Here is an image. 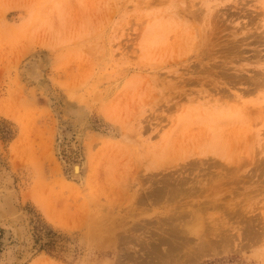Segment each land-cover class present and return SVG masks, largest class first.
I'll list each match as a JSON object with an SVG mask.
<instances>
[{
    "label": "rangeland",
    "instance_id": "1",
    "mask_svg": "<svg viewBox=\"0 0 264 264\" xmlns=\"http://www.w3.org/2000/svg\"><path fill=\"white\" fill-rule=\"evenodd\" d=\"M182 263L264 264V0H0V264Z\"/></svg>",
    "mask_w": 264,
    "mask_h": 264
},
{
    "label": "bare ground",
    "instance_id": "2",
    "mask_svg": "<svg viewBox=\"0 0 264 264\" xmlns=\"http://www.w3.org/2000/svg\"><path fill=\"white\" fill-rule=\"evenodd\" d=\"M74 164H77V163H74ZM70 170H71V171H70L71 174H75L74 172H75V170H76V166H74V167L71 166V167H70ZM77 173H78V172H77ZM78 176H79V175H78ZM78 176H77V177H78ZM157 186H158V185H157ZM177 193H178V192H177ZM193 218H194V217H193ZM161 228H162V227H161ZM160 230H161V229H160ZM175 231H176V230H175ZM166 232H167V231H166ZM158 233H159V232H158ZM180 234H181V233H180ZM182 234H183V233H182ZM155 236H156V235H155ZM155 236H154V238H155ZM253 237H254V236H253ZM255 237H256V236H255ZM229 238H230V236H229ZM152 239H153V238H152ZM222 239H223V238H222ZM199 240H200V239H199ZM201 242H202V241H201ZM201 242H200V243H201ZM208 242H209V241H208ZM220 242H221V241H220ZM226 242H227V241H226ZM186 243H187V242H186ZM200 243H199V244H200ZM224 243H225V242H224ZM247 243H248V242H247ZM145 244H146V243H145ZM187 244H188V243H187ZM199 244H196V245H199ZM214 244H215V243H214ZM239 244H240V243H239ZM183 245H184V244H183ZM221 245H222V244H221ZM221 245H220V246H221ZM142 246H143V245H142ZM146 246H147V245H146ZM163 246H164V245H163ZM200 246H202V245H200ZM209 246H210V245H209ZM160 247H161V246H160ZM165 247H166V245H165ZM165 247H164V248H165ZM193 247H194V246H193ZM195 247H196V246H195ZM195 247H194V248H195ZM198 247H199V246H198ZM207 247H208V246H207ZM183 248H184V247H183ZM214 248H215V247H214ZM220 248H221V247H220ZM160 249H161V248H160ZM162 249H163V247H162ZM200 249H201V248H200ZM208 249H209V248H208ZM208 249H207V250H208ZM144 251H145V250H144ZM161 251H164V249L161 250ZM196 251H197V250H196ZM212 251L214 252V250H212ZM176 252H177V251H175V253H176ZM191 252H192V251H191ZM194 252H195V251H194ZM194 252H192V253H194ZM177 253H178V252H177ZM205 253H206V252H205ZM170 254H171V253H170ZM189 254H190V253H189ZM196 254H197V253H196ZM173 255H174V254H173ZM159 256H160V255H159ZM177 256H178V255H177ZM183 256H184V259H185V255H183ZM189 256H190V255H189ZM140 257H141V256H140ZM145 257H146V256H145ZM143 258H144V257H143ZM167 258H169V257H167ZM198 258H200V257L198 256ZM149 259H150V258H149ZM190 259H193V258L190 257ZM147 260H148V258H147ZM194 260H195V259H194ZM197 260H198V259H197ZM153 261H154V260H153ZM165 261H166V260H165ZM188 261H190V260H188ZM145 262H146V261H145ZM167 263H168V262H167ZM180 263H181V262H180ZM182 264H183V263H182Z\"/></svg>",
    "mask_w": 264,
    "mask_h": 264
}]
</instances>
